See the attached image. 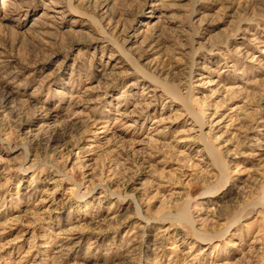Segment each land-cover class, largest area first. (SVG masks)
<instances>
[{"label": "rangeland", "instance_id": "374dc122", "mask_svg": "<svg viewBox=\"0 0 264 264\" xmlns=\"http://www.w3.org/2000/svg\"><path fill=\"white\" fill-rule=\"evenodd\" d=\"M50 1L0 9V264H264V0Z\"/></svg>", "mask_w": 264, "mask_h": 264}, {"label": "bare ground", "instance_id": "6f19581e", "mask_svg": "<svg viewBox=\"0 0 264 264\" xmlns=\"http://www.w3.org/2000/svg\"><path fill=\"white\" fill-rule=\"evenodd\" d=\"M18 3L20 4L18 5ZM16 5H17V8L13 9L12 7ZM24 5H25V0H2L0 4V9H1V13H3V18L5 20H10L12 16L20 14L23 11V7H25ZM50 5L52 8L50 9L49 12H51L52 16L57 17V16L64 15L66 13V8L63 5H61L58 1H55V0L50 1ZM151 17L152 16H149L148 18L151 19ZM156 18H159V17H156ZM149 23H144L143 27L145 28L148 27Z\"/></svg>", "mask_w": 264, "mask_h": 264}]
</instances>
